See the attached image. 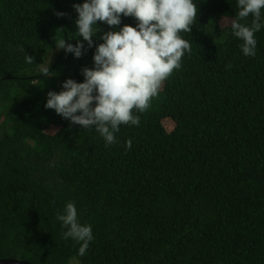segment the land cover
Segmentation results:
<instances>
[{
    "label": "trees",
    "instance_id": "1",
    "mask_svg": "<svg viewBox=\"0 0 264 264\" xmlns=\"http://www.w3.org/2000/svg\"><path fill=\"white\" fill-rule=\"evenodd\" d=\"M83 2L0 0V260L264 264V29L245 57L230 30L237 0H194L181 68L140 125H121L106 146L44 107L48 92L83 82L81 70L93 66L95 47L80 58L55 47L62 36L82 41L72 6ZM121 17L115 30L135 27ZM97 27L94 45L111 30ZM69 201L92 225L83 257L56 220Z\"/></svg>",
    "mask_w": 264,
    "mask_h": 264
},
{
    "label": "clouds",
    "instance_id": "2",
    "mask_svg": "<svg viewBox=\"0 0 264 264\" xmlns=\"http://www.w3.org/2000/svg\"><path fill=\"white\" fill-rule=\"evenodd\" d=\"M72 7L76 13L75 35L82 41L66 43L62 36L55 40V47L74 58L95 47L93 66L81 70L83 82L69 78L62 83L61 91L48 92L44 107L74 125L94 130L110 146L117 143L121 125H140V114L150 108L163 82L181 68L192 43L180 33L191 31L197 5L194 0H84ZM237 7L231 35L242 42V54L253 57L255 34L264 29V0H237ZM121 14L132 17L135 27L123 25L115 30L114 26L122 23ZM98 21L111 30L100 36L102 43L94 45L93 38L100 31ZM25 60L33 64L32 57L25 56ZM48 71L47 66L42 74ZM132 143L131 138L125 141L126 150ZM56 220L64 229L62 237L79 245L77 254L83 257L94 236L92 225L81 223L75 202H67Z\"/></svg>",
    "mask_w": 264,
    "mask_h": 264
},
{
    "label": "rangeland",
    "instance_id": "3",
    "mask_svg": "<svg viewBox=\"0 0 264 264\" xmlns=\"http://www.w3.org/2000/svg\"><path fill=\"white\" fill-rule=\"evenodd\" d=\"M229 23H230V21L223 20V21L220 22V26L221 27H227L229 25ZM164 126H165V129L167 131L172 130V128L174 127L173 124H171L170 122H166V124H164ZM70 264H80V263L77 260L74 259V260H72L70 262Z\"/></svg>",
    "mask_w": 264,
    "mask_h": 264
},
{
    "label": "water",
    "instance_id": "4",
    "mask_svg": "<svg viewBox=\"0 0 264 264\" xmlns=\"http://www.w3.org/2000/svg\"><path fill=\"white\" fill-rule=\"evenodd\" d=\"M0 264H31L27 261H19L17 259H3L0 260Z\"/></svg>",
    "mask_w": 264,
    "mask_h": 264
}]
</instances>
